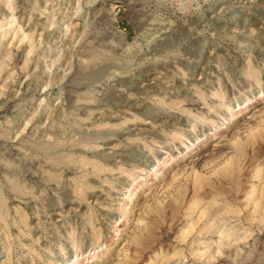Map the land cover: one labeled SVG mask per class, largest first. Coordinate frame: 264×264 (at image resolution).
Here are the masks:
<instances>
[{
  "label": "rangeland",
  "instance_id": "rangeland-1",
  "mask_svg": "<svg viewBox=\"0 0 264 264\" xmlns=\"http://www.w3.org/2000/svg\"><path fill=\"white\" fill-rule=\"evenodd\" d=\"M0 264H264V0H0Z\"/></svg>",
  "mask_w": 264,
  "mask_h": 264
}]
</instances>
